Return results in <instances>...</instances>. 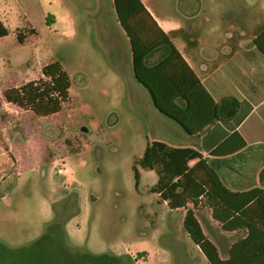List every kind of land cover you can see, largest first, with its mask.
I'll return each mask as SVG.
<instances>
[{
  "label": "rangeland",
  "instance_id": "rangeland-1",
  "mask_svg": "<svg viewBox=\"0 0 264 264\" xmlns=\"http://www.w3.org/2000/svg\"><path fill=\"white\" fill-rule=\"evenodd\" d=\"M1 1L12 31L0 39V264H22L35 249L44 254L32 264H209L184 230V213L151 192L157 175L139 164L151 141L195 147L199 139L157 111L135 80L130 49L129 58L118 56L115 44L130 47L114 0H65L69 11L58 14L71 13L72 26L47 25L46 17L57 12L44 0ZM182 1L153 3L176 29L199 33L211 47L219 44L214 52L225 46L234 51L238 36L252 41L264 23V0H200L199 19L182 15ZM30 28L38 35L20 43L17 32ZM174 43L183 51V40ZM252 54L251 71H243L238 56L215 76L218 94L240 98L244 77L264 80V57ZM59 58L72 81L60 113L38 117L6 101L7 89L39 80L43 67ZM217 241L225 257L230 241ZM153 242L161 247L158 262ZM113 256L118 261L107 259Z\"/></svg>",
  "mask_w": 264,
  "mask_h": 264
},
{
  "label": "trees",
  "instance_id": "trees-1",
  "mask_svg": "<svg viewBox=\"0 0 264 264\" xmlns=\"http://www.w3.org/2000/svg\"><path fill=\"white\" fill-rule=\"evenodd\" d=\"M114 8L130 43L134 77L148 92L160 114L177 123L190 136H201L218 123L230 122L236 117L240 101L234 97H224L219 103L215 101L176 47L174 36L160 27L142 0H114ZM46 23H52L51 15L46 17ZM26 32H17L22 44L38 35L34 28ZM10 33L0 18V39ZM252 43L264 54V23L257 26ZM161 48L167 50L165 57L155 64L149 62L153 53ZM71 87L70 75L59 58L43 67L39 80L9 88L4 97L8 103L32 111L38 117H48L63 110ZM246 147L247 142L238 131L230 134L208 156L199 148L177 147L154 140L147 144L139 161L142 169L157 175L151 192L158 194L171 211L184 213V230L209 264H264V190H232L211 162ZM136 179L138 184L139 171H136ZM203 209L211 211L212 219L222 231L247 233L230 246L226 259L221 257L218 247L201 226L198 215ZM40 253L43 256L44 252L33 250L22 264L30 258L29 264H32ZM107 259L118 261L115 256Z\"/></svg>",
  "mask_w": 264,
  "mask_h": 264
},
{
  "label": "crops",
  "instance_id": "crops-1",
  "mask_svg": "<svg viewBox=\"0 0 264 264\" xmlns=\"http://www.w3.org/2000/svg\"><path fill=\"white\" fill-rule=\"evenodd\" d=\"M73 1L75 3L77 2L76 0ZM44 2L46 5H49L51 9H54L57 12L55 15H51L52 23L63 24L64 26H72L75 24L76 19L71 13H68L66 16H60V14H58L60 10L66 12L67 9L69 11L68 7L66 9L64 7L66 2L65 0H56V3L52 2L51 0H44ZM142 2L166 33L172 34L174 38L178 37L179 39L184 41L185 46L183 48V51H179L182 53L184 58L194 69L197 75L201 78L204 86L211 93L215 101L219 103L224 97H234L240 101V109L238 111V114L232 121L220 122L217 125L211 127L201 136H195L199 139V144L195 146V148L201 149L203 154L205 156H208V154L217 145L223 142L230 134H232L234 131H238L246 140L247 147L233 155L213 159L211 162L216 168L222 181L232 190L239 192L247 191L253 188H261L264 190V179L261 180V172L262 170H264V93H262V89L264 88V80L260 79L258 81H255L252 76H249L250 78L248 76L247 78L244 77V79H242L243 82L237 85V91L241 96L240 98H238L233 95L218 94L221 89V85H219L217 79H215V76L219 75V73H222L227 67H229L238 56L241 57L240 59H238V62L243 65L241 66L243 67V71L248 72L251 71L255 66L254 60L252 59V56H250V54L253 55L252 53L254 51L258 52L261 57H264V54H262L257 49V47L253 45V40L250 42H240L242 38H240L239 36L236 37L237 39H235V41H232L235 45L234 51L231 46H225L223 48L229 49V52H227V54H225V49L223 52H214L213 49L217 48L219 44L216 47H211L210 42L205 43L201 40L199 33L186 32L184 30L176 29V27H174L168 19L160 14L157 6L153 3V0H142ZM181 5L182 7L180 8V11L184 17L195 19L200 18L201 12L203 10L200 0H183ZM3 17L9 19V14L6 10L5 5L0 0V18L8 27ZM88 17H90V19L94 18L98 22L105 21L104 17H101L100 15L89 14ZM235 22V26H239L240 28L243 19L238 17ZM239 30H241V28ZM10 31H12V29H10ZM196 41L197 45L195 46ZM205 45H207V48H204L203 52L201 53V47ZM249 45H251L249 47L250 49H247ZM114 48L115 51L120 54L118 56L121 59H123V57L129 58V49L131 52V48H128L126 41L122 45L115 44ZM244 51H248L250 52V54H247V52ZM166 53L167 50L165 48H161L160 50L153 53V55L149 59V62L153 64L160 62L165 57ZM202 59L206 61L203 64H201ZM198 65H200L199 68L197 67ZM253 72L255 73L256 70H254ZM232 73L233 75H235V68L233 69ZM237 77H240L241 79V76L239 74L237 75ZM198 218L205 234L216 244L218 249L220 246L218 245L217 241L218 236H222L225 240L230 241V243H228L226 251L225 249H223L225 257L222 256L219 249L220 255L224 259L229 257L230 246L237 240L245 238L247 235L245 231L232 233L222 231L219 225L212 219L211 211L209 209H203L202 211H200ZM218 229H220L224 233L231 234L232 237L226 238V236H223L219 233ZM150 245L152 246V248H154L152 253H155V261H160L158 253L160 252L161 247L155 242L151 243ZM196 249L197 251L202 253L197 246ZM147 253H149V259L151 260L153 256L148 250Z\"/></svg>",
  "mask_w": 264,
  "mask_h": 264
},
{
  "label": "water",
  "instance_id": "water-1",
  "mask_svg": "<svg viewBox=\"0 0 264 264\" xmlns=\"http://www.w3.org/2000/svg\"><path fill=\"white\" fill-rule=\"evenodd\" d=\"M31 259H32V258H30V259H29V260L26 262V264H29V263H30V261H31Z\"/></svg>",
  "mask_w": 264,
  "mask_h": 264
}]
</instances>
